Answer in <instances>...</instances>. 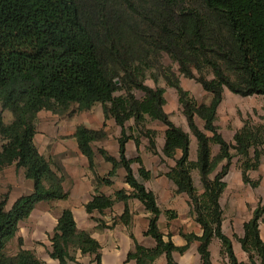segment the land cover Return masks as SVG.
Masks as SVG:
<instances>
[{"label": "trees", "instance_id": "obj_1", "mask_svg": "<svg viewBox=\"0 0 264 264\" xmlns=\"http://www.w3.org/2000/svg\"><path fill=\"white\" fill-rule=\"evenodd\" d=\"M164 54L178 65L179 72L163 64ZM149 72L156 80L161 73L166 84L176 89L198 141L196 160L190 157V132L165 110L166 88L145 82ZM180 75L198 81L211 94L210 101L199 102L183 87ZM226 89L241 96L257 94L264 98V0H0V136L4 141L0 180L4 169L13 163L34 180L33 191L19 196L10 209L6 208L9 194L0 199V264H39L34 251L22 248L9 255L4 245L37 203L70 197V190L64 187V173L59 174L62 168L55 170L52 160L39 151L35 135L41 110L63 114L74 103L78 105L75 112L101 103L106 120L114 118L122 127L117 138L118 158L104 147L98 148L112 163L105 175L96 169L92 143L107 136L106 123L99 129L80 123L75 136L96 185L87 211L103 213L118 201L126 203L120 216L113 217L110 224L101 221L99 226L124 223L130 227L134 217L128 204L131 198L140 200L150 212L146 234L156 244L145 246L131 232L135 245L128 261L156 264V259L165 254L169 264H180L173 252H184L198 240L202 264H213L210 244L217 237L230 264H264L260 229L264 197L245 222L243 236L238 237L249 254L248 263L239 260L232 238L223 230L224 177L234 157L242 160L243 179L254 187L260 180L252 181L248 171L258 170L264 159V123L245 119L232 141L220 131L218 108ZM6 109L13 114L9 123L4 120ZM197 117L204 122L203 127ZM131 119L134 123L127 127ZM149 120H158L166 127L163 154L173 158L175 164L165 175L175 183L177 194L190 197L191 213L203 229L201 235L182 233L188 241L183 246L175 244L171 234L165 239L159 225L163 210L157 195L139 178L151 179L152 171L140 153L127 155V142L134 139L140 152L142 137L148 138V149L158 153V130L147 126ZM212 144L220 147L216 154ZM134 162L140 165L139 176ZM121 166L130 189L121 188L113 194L101 191L100 185H111ZM194 170L200 174L202 191L195 185ZM165 213L170 220L177 216L176 210ZM49 237L50 254L61 264L75 260L78 250L90 254L92 262L102 264L100 241L90 231L77 227L71 208L62 211Z\"/></svg>", "mask_w": 264, "mask_h": 264}, {"label": "crops", "instance_id": "obj_2", "mask_svg": "<svg viewBox=\"0 0 264 264\" xmlns=\"http://www.w3.org/2000/svg\"><path fill=\"white\" fill-rule=\"evenodd\" d=\"M226 90L224 92L223 101L225 100L227 92L230 94L233 93L230 90ZM167 93L168 90L165 92L167 99L165 110L171 116L173 109L170 110L167 108ZM234 94L235 93L232 95H239ZM176 96L178 98V94ZM90 109H88V112L84 110L78 120L67 117L68 115L66 113L60 115L59 113H54L51 110L46 109H43L38 113V132L35 135V141L39 147V151L52 160V165L55 170H58L59 167L62 168V171L60 170L59 174L64 173V187L69 189L71 193L70 197L65 200L41 201L37 203L30 216L20 222L16 235L5 243L4 251L7 254L15 255L22 248L29 249L34 251L36 256L39 258V264H61L59 259L52 257L50 254V251L52 250V242L49 236L50 233L54 231L62 211L66 208H71L73 210L77 227L79 229L90 231L92 236L100 241L102 245V264H138L134 259L129 261L127 260L128 253L134 249L135 245V242L130 235L131 232H133L134 236L141 244L148 247L155 246V239L146 234V230L149 225L150 212L145 208L144 204L140 200L136 198L128 200V204L134 212L133 222L130 227L124 223H117L113 227L99 226L101 221L110 224L113 221V217H116L117 215L120 216L126 207V203L124 201L116 202L113 207L106 209L103 213L97 211L90 213L86 209V204L92 199L93 194L96 193V185L93 181V172L90 169L89 161L80 150L78 140L75 136L77 125L82 123L90 128L99 129L104 126V123H106L105 130L107 132V136L92 143V146L96 151V169L101 175H105L112 168V163L107 161L103 155L98 152V148L104 147L113 156L118 158L120 156V152L117 138L122 131V127L116 123L114 118H108L106 120L101 103L100 107L94 110V114L89 111ZM133 123V120L128 122L127 127L132 126ZM151 127L156 128L154 125ZM182 127L189 132L187 127L183 125ZM165 129L166 127L163 126L162 130L165 131ZM133 133H135V131H133ZM159 137L162 138L160 144L164 146L165 133L162 132ZM159 137L158 140L160 139ZM2 144L3 142H1L0 149ZM148 144L149 142L147 138L142 137L139 152L135 140L130 139L126 146L127 155L128 157H135L140 153L145 166L153 173V170L148 164V161L152 156V153L148 150ZM190 148V157L191 159L196 160L198 154V141L197 138L192 137V135ZM193 156L196 158H193ZM132 166L134 168V163ZM134 171L136 172L135 168ZM125 175V168L122 166L119 167L118 174L113 177V183L111 185H100L99 189L107 194H113L116 190L121 188L130 189V186L125 181ZM150 180L151 179L143 180V182L148 188L152 189L156 193L155 189L148 182ZM33 189L34 180L26 177L24 169L18 168L16 163L11 164L4 169L0 180V199L4 194H9L8 202L6 204L7 209L12 207L15 200L19 196L28 194L32 192ZM175 189L176 185L173 183V187L170 190L171 196H169V201H163L164 203H162L157 196L158 203L163 210L159 218V225L165 234L166 240L169 239L168 235L171 234L175 244L183 246L187 244L188 241L182 233L194 232L201 235L203 233V229L191 213V205L189 202L190 197L186 193L177 194ZM168 209L176 210L177 216L171 220L168 219L167 214L165 213ZM253 210L247 220L251 218ZM247 220H243L242 224H240L242 226L239 237L244 234V224ZM262 224L260 229L262 238L264 239ZM226 234L229 235L228 233ZM229 236L233 240L234 250L239 260L246 261L245 258H249L248 252L243 249L239 239L235 244V240L232 235L230 234ZM20 239H22V243H20ZM199 244L200 242L198 240H194L191 242L189 248L184 252L174 251V259L180 264H202L201 255L198 251ZM210 251L213 264H225L223 258V263L219 262V255L220 252H222V242L219 238H213L210 244ZM75 255L76 259L69 260L68 264H90L92 262V256L90 254H82L81 251L78 250ZM163 255L156 259V264H169L166 255ZM225 259L227 261L226 264H228V258L226 257ZM92 264L97 263L92 262Z\"/></svg>", "mask_w": 264, "mask_h": 264}, {"label": "rangeland", "instance_id": "obj_3", "mask_svg": "<svg viewBox=\"0 0 264 264\" xmlns=\"http://www.w3.org/2000/svg\"><path fill=\"white\" fill-rule=\"evenodd\" d=\"M163 64L165 66L172 67L174 71L179 72L178 65L175 62H173L172 59L167 54H164L163 56ZM180 80L183 87L189 90L199 102L210 101L211 94L207 92L202 87V85L194 78H188L185 77L184 75H180ZM145 82L150 86L151 85L156 86L157 84L164 86L166 90H168L167 108L170 110L173 109L171 113V117L173 118L174 121L177 122V124L187 127L192 137H195L194 133L191 131L189 127L188 120L183 113V109L179 102V97L177 98L176 96L178 94L176 89L166 84V81L161 73L158 75V78L156 80L152 76L151 72H149ZM226 91H228V89ZM137 94L138 96H141L142 92L138 91ZM232 94H230L229 92L226 93L225 100L221 102L218 108V119H217V124L220 126V131L228 140H232L234 133L238 128H240L243 125L245 119H250L251 121H253V123H264L263 96L257 94L250 96H241V95L233 96ZM98 107H100V103H97L89 111H91V113L94 114L95 113L94 110L98 109ZM0 109H1V103H0ZM77 109H78V105L74 103L64 113L68 115L67 117L74 120H78V118L84 111L75 112L77 111ZM86 111L88 112V110ZM71 112L74 113L70 114ZM4 120L6 123H9L13 120V114L8 109L4 110ZM132 120L133 119L129 120L128 122ZM38 121H39V117H38ZM197 122L200 125V127H203L204 122L199 117H197ZM153 125L156 128L151 127ZM147 126L158 130V135L156 138L158 153H153L148 149L152 153V156L148 161V164L153 170V176L151 180L148 182L155 189L159 200L162 201V203H164L163 201H167L169 199V196H171L170 190L172 189L174 183L170 178H168L165 175V172L168 171L169 168L175 164L174 162L175 160L173 158H168L163 154V146L160 144L162 138H160L159 136L160 134H162V132H164V130H162L164 125L158 120H149L147 122ZM158 137L160 138L159 140ZM1 142L4 141L0 136V145ZM219 149L220 147L218 144H212L213 154H216L219 151ZM180 154L181 152L179 151L177 156H180ZM193 158L196 157L193 156ZM241 162L242 160H239L238 156L234 157L230 170L224 177L227 186L221 198V203L225 210L224 231L229 235L230 234L232 235V237L235 240V244L236 242H238L237 240L241 231L242 225L240 224H242L243 220H247L249 218L252 210L264 197V159L262 160L258 170L248 171V176L252 181L260 180V184L258 187H254L251 183L246 182L243 179L242 169L240 168ZM138 166H140L139 163L134 162V168L136 170V174L139 176ZM197 171L198 170H194L192 174H193V178L196 181L195 185L198 187L200 191H202V184L199 178L200 174H198L199 172ZM139 178L143 181L141 177ZM262 232L264 235V223L262 224ZM226 257L228 258L226 253L220 252L219 262L223 263L222 260L223 258L226 264L227 263L225 259ZM245 260L246 261L244 260L242 261L248 263L249 258L246 257ZM228 264H230L229 258H228Z\"/></svg>", "mask_w": 264, "mask_h": 264}]
</instances>
